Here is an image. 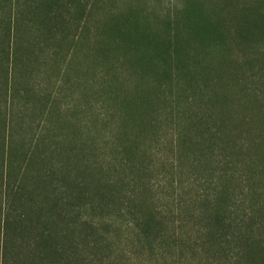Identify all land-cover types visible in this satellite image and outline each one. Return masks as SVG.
Here are the masks:
<instances>
[{
	"label": "rangeland",
	"instance_id": "374dc122",
	"mask_svg": "<svg viewBox=\"0 0 264 264\" xmlns=\"http://www.w3.org/2000/svg\"><path fill=\"white\" fill-rule=\"evenodd\" d=\"M187 1L100 0L93 7L83 0L81 8L78 0H0V222L12 196L9 214L28 212L26 234L49 229L54 243L79 248L81 264H234L209 242L203 214L218 185L231 188L233 216L245 208L246 215L251 189L264 188V90L259 103L240 102L241 91L256 84L245 73L264 69V57L253 67L228 66L235 77L215 87L232 95L211 107L219 135L199 131L190 134L197 145L179 142L173 105L213 88L188 83L174 50L177 31L187 39V18L174 17ZM195 1L213 12L226 2ZM230 1L234 14L252 5L264 10V0ZM51 5L56 17L47 19ZM247 38L228 53L190 48L181 57L200 76L220 57L241 63L264 51V32ZM165 90L174 92L167 100L158 96ZM222 168L232 180H220Z\"/></svg>",
	"mask_w": 264,
	"mask_h": 264
},
{
	"label": "trees",
	"instance_id": "16d2710c",
	"mask_svg": "<svg viewBox=\"0 0 264 264\" xmlns=\"http://www.w3.org/2000/svg\"><path fill=\"white\" fill-rule=\"evenodd\" d=\"M82 1L83 0H78L81 8L82 6L85 7V3ZM99 1L100 0H92L91 4L95 7L99 5ZM86 3H88V1ZM232 4V1L226 0L225 4H223L217 12H213L202 8L198 1L188 0L185 3L187 7L176 10V14L174 15L175 23L181 16L184 19L187 18V23L183 26L187 32V39L178 40V37L181 36V32L177 31L175 33L177 40L173 43L174 50L180 55L177 56L179 62L181 61L184 69L186 67V81L188 83H193L202 80L208 86L211 84L213 85L210 93L207 94L203 93L206 92L204 90H198L196 94H185L186 97L180 104L173 105L172 108H174V111H177V116L179 117L177 127H175L174 131L177 135L176 139L182 144L188 145L190 143L191 145H197L198 139H195L194 136L190 134L199 131V135L210 134L211 138L219 135L221 130L216 125L217 117L211 107H222L224 106V102L231 100V94L220 95L217 94L218 92L216 91L219 87L226 88L235 77L232 75L235 71H230L227 67L238 68V65H242V63L253 67V63L256 59L259 60L264 57V51L261 52L260 49L252 51L251 54H246L244 62L241 63L239 61L229 60L231 59L229 56H223L224 58L220 57L221 59H218L215 66L211 67V64L208 66L205 65L206 67L203 66L204 73L200 74V76L195 70L190 69L189 64L185 61L186 57H181L184 54L180 53V51L190 54V48H193L195 53L198 54L199 52L200 55L204 56L215 53L217 49H220L221 52L226 51V53H228L232 49L234 43L243 45L248 39V35H256L259 31L264 32V10L259 5L242 8L243 10H239L238 13L234 14L232 12V7L237 3ZM257 4H259V2ZM55 7L57 8L56 5ZM49 9L50 11H47L48 15H46L47 19L55 18V12L53 11L52 13L53 6L51 5ZM177 26L182 27L178 23ZM144 30V32H141L136 28L137 35L143 36L147 34V28ZM181 42H185L186 44ZM186 46L190 47L188 48ZM156 49L157 56L165 52L161 51L158 44L155 45V50ZM198 57L194 55L195 59H198ZM226 57L228 58L226 59ZM188 59H190V57H188ZM226 61L227 63H225ZM245 76H248L256 84L254 87L248 86L241 91L243 97L240 102L249 105L253 104V101L259 103L260 93L264 90V69L246 72ZM239 80L240 79H235V83H238ZM176 92V95L184 96L182 93L183 91L176 90ZM173 94L174 92L170 93L165 90L160 91L158 96L161 99L167 100V98H170L169 96H173ZM176 102H178V99ZM173 103H175V101H173ZM171 116L174 118L173 110L171 111ZM256 139L257 138H252L251 140L254 147L259 146L261 142ZM229 142L230 141L225 142L226 147L229 146ZM242 150L243 147L241 146L239 151ZM227 163H229V161H226V164ZM259 169L264 176V166L259 167ZM255 170L258 169H252L251 171L254 175L257 172ZM217 175L220 180L223 179V181L233 179V174L225 168L218 170ZM217 190L219 197L210 201L209 206H211V212L208 209L207 212L203 214V219L206 222L205 228L210 229L212 236V241L210 240L209 242L215 243L216 251L220 255L231 259L234 264H264L263 186L259 189H251L252 198L250 202L252 200V203H250L248 213L244 215L246 211L245 208L244 214L236 216H233L234 212L228 205L227 197L229 193L231 194L230 186L224 183L218 185ZM109 196H113V193H110ZM96 198L91 199L90 203L92 205L97 203L95 200ZM55 206L56 205L53 206V210ZM14 207L16 206L13 197L10 196L6 198V213L0 222V264H81L79 263L80 260H82L79 255L81 252H79V248L74 244L71 245V247H65L63 244L58 245V243H54L49 229H44L40 234H37L38 236L26 234L21 227H24L30 221L28 212L23 211L13 218L9 213L13 211ZM254 214L258 218H256ZM148 218H151L150 215H148ZM149 222L150 224H145L151 227L152 223L151 221ZM28 227L29 225H27V228ZM88 244L91 243L86 241V245ZM43 247H47V249ZM50 256L52 258H50Z\"/></svg>",
	"mask_w": 264,
	"mask_h": 264
}]
</instances>
